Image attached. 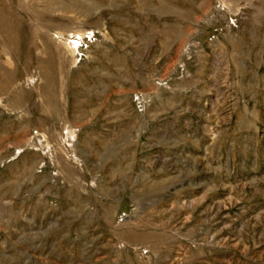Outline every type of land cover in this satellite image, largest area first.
I'll return each instance as SVG.
<instances>
[{
    "label": "rangeland",
    "instance_id": "1",
    "mask_svg": "<svg viewBox=\"0 0 264 264\" xmlns=\"http://www.w3.org/2000/svg\"><path fill=\"white\" fill-rule=\"evenodd\" d=\"M0 264H264V0H0Z\"/></svg>",
    "mask_w": 264,
    "mask_h": 264
}]
</instances>
